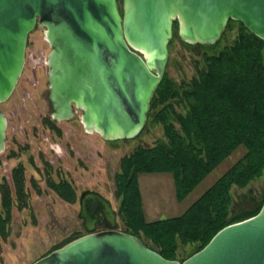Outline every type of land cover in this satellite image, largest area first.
<instances>
[{"label": "water", "instance_id": "95a60500", "mask_svg": "<svg viewBox=\"0 0 264 264\" xmlns=\"http://www.w3.org/2000/svg\"><path fill=\"white\" fill-rule=\"evenodd\" d=\"M230 19L264 38V0H0V102L15 89L28 36L39 25L50 45L53 118L80 111L88 132L108 140L134 137L163 77L175 21L186 41L215 43ZM7 126L0 108V152ZM90 193L95 197L88 200ZM80 215L87 232L31 264H264V200L257 213L223 226L184 259L165 257L117 228L116 210L98 191L83 192ZM104 220L109 228L96 230Z\"/></svg>", "mask_w": 264, "mask_h": 264}, {"label": "trees", "instance_id": "16d2710c", "mask_svg": "<svg viewBox=\"0 0 264 264\" xmlns=\"http://www.w3.org/2000/svg\"><path fill=\"white\" fill-rule=\"evenodd\" d=\"M232 21L240 23L233 40L218 51L205 50V65L197 75L176 83L164 73L147 121L153 113L162 123L165 138L136 146L122 157L121 171L116 173L123 230L168 258H186L179 246L192 247V254L223 226L257 213L264 200L232 208L233 187H245L264 174V38L240 20L230 19L228 28ZM176 102H182L184 109H177ZM46 123L62 133L51 118ZM240 145L246 147L242 155L181 213L146 218L139 173L171 171L177 196L182 199ZM23 171L21 163L13 168L14 191L7 179L0 177V235L4 238L10 232L13 207L30 206ZM50 184L64 198L75 201L70 181L57 185L50 180ZM33 185L41 190L36 181ZM82 234L74 231L50 251Z\"/></svg>", "mask_w": 264, "mask_h": 264}, {"label": "rangeland", "instance_id": "374dc122", "mask_svg": "<svg viewBox=\"0 0 264 264\" xmlns=\"http://www.w3.org/2000/svg\"><path fill=\"white\" fill-rule=\"evenodd\" d=\"M230 25L231 28L226 27L217 42L205 43L203 46L183 39L179 35V27L176 23L168 44L169 58L164 73L176 83L189 80L197 75L199 68L205 65L203 56L205 50L218 51L223 45L233 40L240 23L232 21ZM49 49L50 45L44 36V28L36 25L28 36L26 63L22 75L10 97L0 102V108L10 119L7 126L6 145L8 148H19V158L15 156L11 162L16 163L22 158L26 163V183L31 191L30 206L22 209L14 206L10 232L7 238L0 235V264H31L74 231L87 232L83 218L79 215V204L75 201L62 200L46 186L45 179L42 178L45 170L42 169L43 164H40L41 160H38V156L35 158V165L40 164V171L37 167L29 165L28 156L33 151L23 149L26 144L29 147L31 145L27 143V140L33 139L32 143L37 149L41 146L46 148L55 146L63 149L65 147L66 151L61 158L55 151H50L48 153L50 159L56 165L60 164L72 172V176L78 181V189L87 187L98 189L109 198L117 211V228L123 230L124 226L119 213L121 198L115 190V177L116 173L121 171V159L139 144L151 145L156 140L165 138L162 123L154 119L153 113L142 131L131 138L108 140L98 132H88L81 121L80 111H77L73 118L58 122L63 130L62 136L57 135L51 127L47 128L43 121L45 116L51 114L47 98L48 65L46 58ZM37 65H39L38 69ZM35 66L39 80L32 74ZM175 104L177 109H184L182 102ZM161 106L162 103H159L158 108ZM41 131L53 133L52 135L56 138L53 139L55 142L48 143V145L38 143L37 136ZM56 141L59 145H56ZM245 148L244 145H240L235 149L182 199L177 196L176 184L171 171L139 173L138 183L146 218L154 219L181 213L242 155ZM70 150H74L75 154ZM78 155H81L82 160L77 158ZM11 166L0 163V174L8 177ZM29 176L36 177L37 183L43 188L42 193L34 191ZM75 193L77 194V189ZM263 198L264 174L253 179L245 187H233L232 208L246 207ZM192 250V247L179 246L181 256H188Z\"/></svg>", "mask_w": 264, "mask_h": 264}, {"label": "flooded vegetation", "instance_id": "af4514ba", "mask_svg": "<svg viewBox=\"0 0 264 264\" xmlns=\"http://www.w3.org/2000/svg\"><path fill=\"white\" fill-rule=\"evenodd\" d=\"M47 64V63H46ZM38 66L37 65V69H38ZM40 69V68H39ZM32 74H33V77L37 78L38 77V70L36 71V66L33 68V71H32ZM38 80H39V77H38ZM38 84H39V81H38ZM37 84V86H38ZM48 84V83H47ZM48 98V96H47ZM49 101V100H48ZM75 116V115H74ZM73 116V117H74ZM72 117V118H73ZM47 118H51V120H53L57 125H58V122L61 121V120H55L53 118V116L50 114L49 116H45L44 117V125L47 127V128H50V126H48V124L46 123V119ZM71 119V118H69ZM69 119H62V120H69ZM10 122V119L8 118V123ZM58 127H60L58 125ZM46 133V134H45ZM57 133V132H56ZM53 133H51L50 131H47V132H39L38 133V136H37V140H38V143H50L52 144L53 142H55L53 139H56L53 135ZM57 135L59 136H62L63 135V130H62V133L61 134H58ZM32 138H33V135H32ZM7 139V138H6ZM8 141V140H7ZM33 142V139H31L30 141L27 140V143L28 144H31L30 147L29 145L27 146V144L25 145V147L23 149H31L33 151V153L29 154L28 156V160L30 162L29 165H32L34 166L35 168L37 167V169H39L38 171H40V168H39V165L40 164H43V168L45 171H43V177L45 179V184L48 188H50L51 190H53L59 198H61L62 200L66 201L67 199L64 198L62 195H60L55 189L54 187L52 186V184H50V180H51V183H56L57 185H61V183H63L64 181L68 180L70 181V183L72 184V186L74 187V189H77V194H76V199H75V202H77L80 206V210H79V215H80V211H81V196L83 194L84 191H98L100 192L102 195H104L101 191H99L98 189H94V188H90V187H87V188H83V189H78V181L76 180V178H74L72 176V172H69L70 170H67L66 168H64V166L60 165V164H55L49 157L48 153H50V151H55L56 154H58L60 156V158L63 156L64 154V151H66V148L64 147L63 148H57L55 146H50L48 148L44 147V146H41L39 149H37L34 144L32 143ZM52 142V143H51ZM57 142V141H56ZM8 144V143H7ZM56 145H59V143L57 142ZM18 149L19 148H15V147H10L8 148L7 145L5 146V149L3 151L0 152V163L2 164H6V165H12L11 168L9 169L10 173H9V176L8 177H5L4 174H0V177L1 178H6L7 181L9 182V185L10 187H12L13 191H14V188L15 187V183H14V180H13V168L14 166H16L17 164L19 165V163L22 164V167H23V177H24V184H25V189H26V193H28V200L30 202L31 200V191L26 183L27 181V176H26V163L22 160V158L19 159L18 162L16 163H12L11 161L15 158V156H17V158H19V155H18ZM17 150V151H16ZM60 151H63L62 153ZM72 153L75 154L74 150H70ZM36 155V156H35ZM38 156V157H37ZM38 158V160L40 161V164H37L35 165V158ZM77 158H81V155H78ZM10 159V160H9ZM59 161V160H58ZM60 163V162H59ZM10 177V179H9ZM29 181H32L31 182V185L34 189L35 192H39L35 189V186L33 185L34 184V181L37 182L36 180V177H32V176H29ZM40 187H41V190L40 192L42 193L43 192V188L40 184H38ZM45 192V190H44ZM16 194L15 192H13V197H15ZM105 196V195H104ZM86 198L88 197V200L92 199L93 197H95V195H93V193H90L88 196H85ZM106 197V196H105ZM109 199V198H108ZM113 206V205H112ZM114 208V207H113ZM115 209V208H114ZM116 210V209H115ZM107 213L109 212V210H105ZM117 212V211H116ZM103 213H105L103 211ZM101 215H102V212H101ZM81 216V215H80ZM83 218V216H81ZM83 221H84V218H83ZM99 227H102V228H99ZM109 228V225L107 223L106 220H104L102 223H98L97 226H96V230H105V229H108Z\"/></svg>", "mask_w": 264, "mask_h": 264}]
</instances>
